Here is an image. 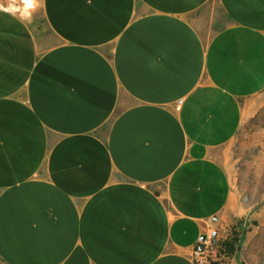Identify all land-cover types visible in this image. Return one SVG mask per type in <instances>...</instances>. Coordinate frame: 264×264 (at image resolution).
<instances>
[{"label": "crops", "instance_id": "crops-1", "mask_svg": "<svg viewBox=\"0 0 264 264\" xmlns=\"http://www.w3.org/2000/svg\"><path fill=\"white\" fill-rule=\"evenodd\" d=\"M31 2L0 0L1 264H198L259 202L264 0Z\"/></svg>", "mask_w": 264, "mask_h": 264}, {"label": "rangeland", "instance_id": "rangeland-1", "mask_svg": "<svg viewBox=\"0 0 264 264\" xmlns=\"http://www.w3.org/2000/svg\"><path fill=\"white\" fill-rule=\"evenodd\" d=\"M23 4L19 9L26 11ZM259 127L264 128V93L260 101ZM264 134H259V145L263 143ZM243 141H237V146H242ZM252 152V151H251ZM255 176V175H254ZM255 181V178H253ZM260 197L259 202L254 204L251 211L236 217L226 227L219 228L220 236L215 245V252L212 253L211 264H264V198H262V184H264V172L260 174ZM254 181L252 185L255 186ZM236 249L230 253L222 242L226 239H234ZM1 264V260H0Z\"/></svg>", "mask_w": 264, "mask_h": 264}, {"label": "built area", "instance_id": "built-area-1", "mask_svg": "<svg viewBox=\"0 0 264 264\" xmlns=\"http://www.w3.org/2000/svg\"><path fill=\"white\" fill-rule=\"evenodd\" d=\"M172 216L178 215V210H172ZM220 232L218 227H212L205 233H202L195 246L194 254L198 264H211L212 253L215 252V245L219 239Z\"/></svg>", "mask_w": 264, "mask_h": 264}, {"label": "trees", "instance_id": "trees-1", "mask_svg": "<svg viewBox=\"0 0 264 264\" xmlns=\"http://www.w3.org/2000/svg\"><path fill=\"white\" fill-rule=\"evenodd\" d=\"M238 240L237 236H234V239L230 240V239H226L222 242V246L224 245L226 249H228V251L230 253H234L235 249H236V241Z\"/></svg>", "mask_w": 264, "mask_h": 264}, {"label": "bare ground", "instance_id": "bare-ground-1", "mask_svg": "<svg viewBox=\"0 0 264 264\" xmlns=\"http://www.w3.org/2000/svg\"><path fill=\"white\" fill-rule=\"evenodd\" d=\"M25 1V7L31 6L32 2L31 0H24Z\"/></svg>", "mask_w": 264, "mask_h": 264}, {"label": "clouds", "instance_id": "clouds-1", "mask_svg": "<svg viewBox=\"0 0 264 264\" xmlns=\"http://www.w3.org/2000/svg\"><path fill=\"white\" fill-rule=\"evenodd\" d=\"M7 10V9H6Z\"/></svg>", "mask_w": 264, "mask_h": 264}]
</instances>
